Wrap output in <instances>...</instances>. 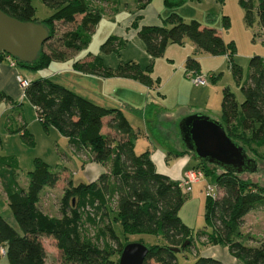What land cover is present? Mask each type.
Masks as SVG:
<instances>
[{
	"label": "trees",
	"instance_id": "1",
	"mask_svg": "<svg viewBox=\"0 0 264 264\" xmlns=\"http://www.w3.org/2000/svg\"><path fill=\"white\" fill-rule=\"evenodd\" d=\"M54 9V13L42 23L49 30V40L43 45L41 53L32 64L16 60V67L32 71L43 69L53 61H64L66 52L84 50L91 41V33L102 20L101 9L92 7L89 0H43ZM152 0H135L138 13L143 11ZM172 10L187 0H162ZM221 2L222 0H218ZM244 11V23L252 27L255 21L253 0H239ZM0 10L11 18L22 22L34 20V8L31 0H0ZM258 26L264 35V0H258L255 9ZM76 16L80 23L75 29L59 38L61 49L54 48L49 41L55 38L54 25L58 22L72 24ZM137 18L132 27L143 43L151 60L163 57L170 44L182 46L185 40L193 45L196 52L208 56H227L234 54V45H226L220 34L212 28L202 27L197 21L184 22L176 13L170 12L158 26L138 25ZM224 25L229 21L224 18ZM124 41L110 36L102 45L106 53L118 51ZM46 48L47 51H44ZM7 55L0 54V62ZM76 71L100 76H115L134 80L152 88L151 68L145 73L133 61L118 65L114 70L102 65L101 57H94L92 62L73 64ZM250 76L248 83L241 88L244 101L238 104L235 96L224 90L221 102L220 123L226 135L242 146L246 153L251 152L259 159H264V59L253 57L249 61ZM185 70L199 75V64L194 58H187ZM232 72L237 79L240 72L235 67ZM188 77V76H187ZM27 101L38 112L39 121L45 130L55 128L62 135L77 155H90L92 162L106 167L97 181L77 185L68 180L59 200L58 217L49 216L39 207L40 194L44 188H54L61 175L50 171L49 166L35 161L34 169L28 173L27 189L18 187L12 179L4 189L8 205L18 233L0 216V248H5V257L9 264H45L46 250L41 238L48 237L55 241L60 253L61 264H118L124 244L120 241L112 226L119 221L124 235L149 234L161 235L165 241L162 246L148 247L149 251L143 264H179L177 255L171 248H178L189 241L190 230L181 222L178 213L184 204L185 195L179 182L156 172L149 152L137 155L134 151L138 133H135L123 113L117 109L99 106L92 101L73 93L48 79L29 81L23 91ZM8 97L0 91V103ZM109 120L104 126L103 120ZM104 127L109 131L104 134ZM24 128V127H23ZM9 129L14 133L21 131ZM110 132L114 133L111 134ZM23 138L31 143L25 132ZM119 137V138H117ZM186 150V149H185ZM185 153L191 155L186 150ZM180 157L183 153H173ZM197 167L204 176L211 177L218 190L215 199H211L207 219L213 225L212 234H204L207 243L212 246L226 247L230 256L243 264H264V239L257 246L247 243L253 239L241 232L245 216L258 206H264V188L258 184L244 181L238 175L224 173L220 168L197 161ZM0 167L18 170L13 157H1ZM215 167V168H211ZM215 169H220L217 174ZM4 179V175L0 173ZM220 192L222 196L220 197ZM115 199L111 208L110 200ZM101 226V233L116 248L106 246L101 249L87 239L86 226ZM184 249V251L186 250ZM183 251V252H184ZM181 253V252H180ZM194 264H221L219 261L198 257Z\"/></svg>",
	"mask_w": 264,
	"mask_h": 264
},
{
	"label": "rangeland",
	"instance_id": "2",
	"mask_svg": "<svg viewBox=\"0 0 264 264\" xmlns=\"http://www.w3.org/2000/svg\"><path fill=\"white\" fill-rule=\"evenodd\" d=\"M253 3L255 21L252 27H247L244 23V11L239 0H222L221 2L218 0H187L172 10H169L162 0H152L141 13H138L134 0H122L119 6V12L114 14V16H108V14L103 16L104 18L100 25L96 26L91 33L90 44L79 57L89 56L92 59L99 56L102 59L103 67L111 70H114L118 65L130 61L135 57L143 72H151L153 77H160V80L162 78H170L172 74L174 75L179 72L175 80H172L168 84H164L161 81L159 91L148 89L150 97H153L154 102L159 107L157 114L151 112L155 114L151 117L148 114L144 116L145 107L140 108V112L133 113L125 109L123 104L112 101L115 96L121 95L124 92L126 96L128 95L126 101L137 105V107H139L138 105H145L146 95L144 93L139 94L143 90L137 83L133 81H125V83L120 84L108 81L96 82L91 79L93 74L80 71L73 72L74 70L70 66L74 59L67 60V58L70 56L73 57L76 52L63 51L59 38L66 32L76 28L78 23H80V16H76L75 22L72 24L58 22L54 25L55 38L49 41V44L54 48L66 52V60L53 61L49 66L36 71L21 67H18V70L20 75L29 81L46 78L52 83L60 84L62 87L90 101L98 99L96 94L100 89H107L111 99L109 97V101L105 105L111 107V109H123L126 119L134 125L135 130L138 131L136 129L137 127L142 129V133L136 139V154H141L142 151L146 150L147 146L152 148V145H155L159 147V150H166L167 155L172 153L171 155L174 157L173 153L178 148H185L179 132L180 121L187 117H184L185 113H191L188 116L193 115L192 113L202 114L212 120H219L224 90H229L235 96L238 104L244 101L241 88L249 80V61L253 57L264 59L263 36L261 37L262 32L255 15L258 0H253ZM31 4L35 11L33 18L37 22L47 20L54 13V9L49 8L43 0H31ZM102 10H104V13H107L105 6H102ZM170 12L176 13L184 22L194 20L200 23L202 27L215 29L226 45L230 43L234 45V54L232 57L230 56V59L228 55L213 57L198 53L188 40H185L182 46L178 45L175 47L182 54L186 52L185 50L188 47L192 48L190 57L196 59L199 64V76L207 79L206 87H208V92H200L201 87L204 86H196L193 82L195 76L190 78L193 72L185 70V60L187 58H185L182 65L178 60L171 63L167 60V56L156 60H151L149 56H146L145 60L141 59L140 52H142V49L140 48H143V43L137 35V30L132 27V23L140 15L141 17L137 21L139 27L151 26L152 24L160 23L157 20L158 14H161L162 17L164 14L168 16ZM224 18L229 21V26L224 25ZM110 36H119L124 39L125 45L118 48L119 52L106 53L102 49V45ZM44 51L48 52L46 48ZM148 67L151 68L150 72H147ZM233 67L240 72L238 81L232 72ZM179 82L181 83L180 87L178 86ZM8 106L6 101L0 103V157H13L16 159L18 164V172L16 174L22 186L28 181V173L34 169L35 161L37 160L46 163L51 172L61 175L54 193L57 197L61 193L63 194L62 190L64 191L66 188L68 180L72 181L73 185L87 183L86 179L88 176L85 174V169L82 163L77 160L74 153L71 152V147L67 140L56 129L49 128L45 130L43 124L39 121L37 110L28 101H19L14 106L16 110L14 112L13 110H4ZM137 107L135 106V108ZM18 114L21 116L22 127L17 122ZM142 114L143 116H141ZM7 120L10 121L13 130L19 129L21 131L7 133L4 127V123ZM144 128L148 130L146 129L145 131ZM24 132L30 137L31 143H27L24 140L22 136ZM174 137L178 140L176 141ZM258 151L260 154H263L264 148ZM247 154L257 162L258 169L255 173H243L238 176L244 181L258 184L264 188V159H259L250 151ZM172 161L175 162V160ZM176 161L180 162V160ZM215 171L217 174L222 173L220 169H215ZM208 185L216 188L212 178L205 176L197 185L192 186L191 192H184V204L178 216L181 222L190 230V239L192 242L191 247L185 248L186 250L184 252L176 253L179 264H194L198 257H204L209 252H214L217 257L215 260L222 264H225L226 258H228L227 255L222 254L223 246H212L207 243L206 237L202 236L203 233L207 235L213 233V225L207 219L209 203L211 202V199L208 198L206 193V186ZM214 192H217V190L215 189ZM219 195L221 197L222 192ZM40 196L42 197L41 203L44 204L46 209L41 207L42 210L48 214L55 213L54 205L57 202L55 197L53 196L47 204L48 196H46V192H42ZM114 201L115 199L110 200L111 208L114 207ZM12 224L16 231L20 233V229L16 223L14 222ZM112 226L115 234L124 244L126 242H136L147 247L162 246L165 244L161 235H124L119 221H113ZM100 227V225L86 226L85 234L87 239L91 240L101 249L106 246H111V248L115 249L116 243L105 238L101 233ZM241 232L253 238L247 243L249 246H257L264 239V206L256 207L245 216L241 225ZM43 245L47 254L46 264H61V257L56 248V243L52 239H44ZM0 264H9L5 256H0ZM234 264L243 263L237 261Z\"/></svg>",
	"mask_w": 264,
	"mask_h": 264
},
{
	"label": "crops",
	"instance_id": "3",
	"mask_svg": "<svg viewBox=\"0 0 264 264\" xmlns=\"http://www.w3.org/2000/svg\"><path fill=\"white\" fill-rule=\"evenodd\" d=\"M89 1L91 2L92 7L93 8H96V9H101L102 10V6H105V8L107 9L105 11L107 13H104V10H102L103 11V13H102V20H103V18H104L103 16L105 14H108V16H114V14H116L117 12H119V6L122 3V0H89ZM143 11H141V12H143ZM166 17H167V15H165V14L162 17H161V14H158V19L157 20L160 23H155V24H152L151 26L161 25L162 24V20L164 18H166ZM102 20L100 21V23L102 22ZM100 23L98 25H100ZM116 37L121 38L119 36H116ZM122 40L124 41V39H122ZM177 46L178 45H176V44H170V45H168V47L166 48V51H165V53L163 55V58L167 56V58H168L167 60L170 61L171 63H173L176 60H178V62H180V64L182 65V63L184 62L185 58H189L191 56L190 54L192 52V48H189L188 47L187 50H185L186 52H184V54H182L180 52V50H177V48H175ZM140 49H142L141 50L142 52H140V56L142 57L141 59L142 60L143 59L145 60V57L148 56V55H147V53H146V51L144 49V46H143V48H140ZM173 49H176V50H173ZM179 49H181V48H179ZM83 51L84 50L79 51V52H76L75 55H73V57L70 56L69 58H67V60H69L71 58L74 59L73 62H72V64H71V66H70L71 69L74 70L73 64L76 63V62H78L79 64L92 62V60L94 58L91 59L89 56L88 57L87 56L79 57L80 55H82ZM175 51H177V52H175ZM186 60H185V62H186ZM130 61H133V62H135V63L138 64V62L136 61L135 57H134V59H131ZM127 62H129V61H127ZM18 69H19L18 67H11L10 64H9V62H8V60L6 58H4V60L0 62V91L2 93H4L8 97V100H9V102L6 101V103L9 106L6 109H4V110H13V112H14V111H16L14 109V106H16V104L19 101L20 102H27V99L24 96L23 91L19 88V86H18V84L16 82V77L18 75H20V72H19ZM66 71H68V69H66ZM73 72H76V70H74ZM178 74H179V72L176 73V74H174V75L172 74L170 78H166V79H163L162 78L161 80H160V77H156L155 78L151 74L150 75L151 79L153 81H157L156 84L155 83L153 84L152 88H148V87H146V86H144L142 84H139L138 82H136L134 80H131V79L119 78V77H115V76H107L106 77V76H100V75H98V76L93 75V77L91 79H92V81H96V82H100V81L107 82L108 81V82H116L117 84L125 83V81H130V82L133 81L134 83H137L138 85L141 86V89L143 90V92L142 93H139V94H143L144 93V95H146L145 105H138L139 107H137V105H134V104L126 101L127 100L126 98H127L128 95L126 96V94L124 92L121 93V95L115 96V98H113L112 101L123 104L125 106L124 107L125 109H127V110H129V111H131L133 113H138V112H140V110H139L140 108H142V107L144 108L145 107L144 116H146L148 114L151 117L152 115H155L154 113H151V112H155L157 114L159 107L154 102L153 97L152 96L150 97V92H148V89H155V90L159 91V86H160V82L161 81H163L164 84H168L172 80H175V77ZM199 75H200V72H199ZM20 76H22V75H20ZM95 77H97V78H95ZM23 78H25V77H23ZM25 79H27V78H25ZM93 79H96V80H93ZM178 86L179 87L181 86V83L180 82H179V85ZM207 90H208V87L204 86V87H201L200 92H208ZM96 97L98 99L97 100H93L92 102H94L95 104H97L99 106H102L104 108L111 109V107L105 105L109 101L108 99L110 97L109 91L107 89H100L99 92H97ZM110 99H111V97H110ZM114 99H116V100H114ZM135 106L137 108H135ZM161 109H162V107H161ZM117 110H120L123 113V115H124L123 109H117ZM191 112H193V111H191ZM189 114H191V113H185L184 117L185 116H188ZM192 114H194V113H192ZM204 114L206 115V113H204ZM141 116H143V114ZM0 118H1V114H0ZM108 120H109V117L108 118H105L103 120L104 126H105V124L107 123ZM217 121L219 122L220 121V118ZM17 122H18V124L21 127L23 126V123H22V120H21V116L19 114H18ZM128 122H129V120H128ZM129 123H130L133 131L135 133H138V136H137V138H138L139 135H140V133H142L141 132L142 129H140V128L137 127L136 129L138 131H136L134 125H132L131 122H129ZM0 126H1V122H0ZM4 127H5V129L7 131V133H10V132H8L9 129L13 130V127L10 124V121L9 120H7L4 123ZM50 129H55V128L50 127ZM146 129L147 128H144L145 131H146ZM108 132L109 131L104 127L103 133L106 134ZM110 133L114 135V133H112V132H110ZM117 138H119V137H117ZM175 139H176V141L178 140L177 138H175ZM185 149L186 148L180 147V148H178L175 151V152L183 153L182 156L177 157V158H175V156L173 157L171 155L172 153H170V152H169L170 155H167L168 153L166 152V150H163V149H160L159 150V147H157L155 145H152V148H150V147L147 146L146 147V150L142 151V153L143 152H146V151L149 152L150 159L153 162V164H154V166L156 168V172L157 173L168 177L172 181L180 182V180L183 178L184 174L188 170H191V169L196 168L197 167V164H198V162L195 159H193L190 154L185 153L186 152ZM134 151L136 153V141H135ZM71 152L74 153V151L72 149H71ZM164 153L165 154L167 153V154L165 155ZM74 155L76 156L77 160H79L82 163L83 168L85 169V174L88 176V178L86 179L87 180V183H82V184H88V183L95 182V181L98 180V178L100 177L101 174L106 173V171H107L106 167H104V166H102L100 164H96V163L92 162L91 159H90V155H86V156L85 155H77L75 153H74ZM172 160H175V162H173ZM176 160H178V161L180 160V162H177ZM193 162H195V163H193ZM171 163H173V164L170 165ZM16 172H18V170H16ZM16 172L13 173V170H10L8 168L4 169V168H1L0 167V173L3 174L4 177H5L3 179L0 176V216L3 217L6 220V222H8V224L10 226H12L13 228H14V226H13L12 223H14L15 220H14V218L12 216V213H11L10 208H9V205H8V198H7V194L5 192V189H4V180H5V184L6 185H9L10 182L12 181V179H13L16 182V184L18 185V187L20 189H23V190H26L27 189V185H28V181L26 183H24L23 186L19 183ZM57 185L54 188H44L42 190V192H46V196H48V201L46 200L47 201L46 202L47 204H48V202H50V200H51V198L53 196L55 197V200H57L56 204L54 205L55 213H52V214L46 213L49 216H53V217H58L59 216V213H58L59 205H58V203H59L60 198L62 197V193H61V195L59 197H57V196L54 195L55 188L57 187ZM195 185H197V184H195ZM62 192H63V190H62ZM41 199H42V197L40 196L39 207L40 208L43 207L45 209L44 204L41 203ZM44 239H51V238H48V237L41 238L42 244H43V240ZM52 241H54V240L52 239ZM54 243H55V241H54ZM222 254L223 255H227V257H228V258H226V263L225 264H234V263H237V260L234 259L232 256H230V254L228 253V250H227L226 247L223 248ZM204 257L212 258V259H216L217 258L214 252H209L208 254L206 253V255H204Z\"/></svg>",
	"mask_w": 264,
	"mask_h": 264
},
{
	"label": "water",
	"instance_id": "4",
	"mask_svg": "<svg viewBox=\"0 0 264 264\" xmlns=\"http://www.w3.org/2000/svg\"><path fill=\"white\" fill-rule=\"evenodd\" d=\"M49 37V30L42 23L22 22L0 10V54L21 63L32 64ZM179 132L186 150L196 161L236 175L255 173L258 169L257 162L226 135L218 121L202 114H193L180 121ZM188 244L189 241H186L181 247L170 250L180 253ZM148 251V247L143 244L127 243L123 246L118 264H143Z\"/></svg>",
	"mask_w": 264,
	"mask_h": 264
},
{
	"label": "built area",
	"instance_id": "5",
	"mask_svg": "<svg viewBox=\"0 0 264 264\" xmlns=\"http://www.w3.org/2000/svg\"><path fill=\"white\" fill-rule=\"evenodd\" d=\"M262 42L264 43V35L262 37ZM6 59L8 60L9 64L11 67H16L15 61L10 57L7 56ZM16 81L18 83L19 88L24 91L25 88L28 87L29 85V80L23 78L22 76L18 75L16 77ZM193 82L196 86H206L207 85V79L201 78V76L196 75L193 79ZM204 173L200 169H191L188 170L183 178L179 182V186L184 193H189L192 191V186L195 184H198L203 178H204ZM216 186V185H215ZM217 190V188H214L213 186H206L207 190V196L215 199L218 195V190L217 192H214V190ZM6 252L4 248H0V256H5Z\"/></svg>",
	"mask_w": 264,
	"mask_h": 264
}]
</instances>
